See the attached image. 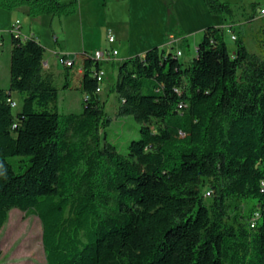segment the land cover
Wrapping results in <instances>:
<instances>
[{
	"label": "trees",
	"instance_id": "1",
	"mask_svg": "<svg viewBox=\"0 0 264 264\" xmlns=\"http://www.w3.org/2000/svg\"><path fill=\"white\" fill-rule=\"evenodd\" d=\"M205 2L232 30L238 9L259 19L258 52L233 30L230 53L224 28L208 25L188 63L159 46L115 62L117 114L141 124L127 153L102 132L112 122L98 90L103 60L80 53L83 108L64 111L55 75L43 69L46 47L36 34L10 33L0 229L12 208L38 215L47 264H264V15L255 2ZM79 4L0 0L35 18L73 14Z\"/></svg>",
	"mask_w": 264,
	"mask_h": 264
},
{
	"label": "rangeland",
	"instance_id": "2",
	"mask_svg": "<svg viewBox=\"0 0 264 264\" xmlns=\"http://www.w3.org/2000/svg\"><path fill=\"white\" fill-rule=\"evenodd\" d=\"M235 6L252 2L264 7V0H222ZM23 8L6 9L0 7V88H8L10 82L11 35L10 27L19 21L23 34L35 33L46 47L45 60H49L56 73L55 84L59 89V104L62 110L79 112L83 108L84 94L80 87H66L65 70L55 51L69 53L71 58L81 60L84 50L94 52L107 47L119 51L111 60H103L104 70L100 98L112 122L102 132H107L109 140L115 143L122 153L128 152V145L140 137L141 124L133 115H118L121 98L113 91L118 79L115 62L141 54L147 49L159 46L165 53H176L180 62L188 63L197 55V48L208 25L224 28L228 50L233 53L236 40L232 39L233 30H244L251 51L258 52L253 34L260 21H246L237 10L233 30L224 24L222 15L209 11L205 0H80L76 13L71 15L42 14L33 17ZM261 16V14H260ZM114 22V26H112ZM177 36L171 38L170 34ZM178 33H183L184 38ZM54 35L59 36L56 43ZM114 35L111 44L109 36ZM45 68V67H44ZM43 68V69H44ZM45 72L46 69H44ZM13 96L18 101L14 114L22 108V97L18 92ZM205 190L208 202L211 196ZM42 223L38 215L19 208H12L9 217L0 229V264H47L42 241Z\"/></svg>",
	"mask_w": 264,
	"mask_h": 264
},
{
	"label": "built area",
	"instance_id": "3",
	"mask_svg": "<svg viewBox=\"0 0 264 264\" xmlns=\"http://www.w3.org/2000/svg\"><path fill=\"white\" fill-rule=\"evenodd\" d=\"M260 13L262 15H264V7H261L260 9ZM10 33H15L17 35H22V36H27L25 34H23L21 32V25L19 23V21L15 22L14 24H12V26L10 27ZM174 36H172L173 38ZM232 39H236V34H232L231 35ZM109 41L111 42V44L115 41V36L114 35H110L109 36ZM178 55H180L182 53L181 50L177 51ZM118 54V50L116 48L112 47H107L104 49H97L94 52H91V55L93 56V58H96L98 60H111L112 58H114L116 55ZM59 59L61 60V62L65 65V66H74L75 64V59L71 58L69 56V54H58ZM84 55L80 54V58L83 62L84 59ZM103 75H104V71L101 70L98 74V79L99 80H103ZM98 90L100 91L101 89L98 88ZM9 101L12 103L13 106H17V101H15L14 99L9 98Z\"/></svg>",
	"mask_w": 264,
	"mask_h": 264
},
{
	"label": "crops",
	"instance_id": "4",
	"mask_svg": "<svg viewBox=\"0 0 264 264\" xmlns=\"http://www.w3.org/2000/svg\"><path fill=\"white\" fill-rule=\"evenodd\" d=\"M80 5V4H79ZM25 11L28 12V9L27 8H23ZM78 10V9H77ZM77 12V11H76ZM75 12V13H76ZM74 14V13H73ZM71 15V14H69ZM114 22H112L113 24ZM12 26V25H11ZM114 26V24L112 25ZM22 27V26H21ZM22 29V28H21ZM28 34H35V33H27L25 35H28ZM171 38L172 36H177L176 33H171L170 34ZM56 43H59V36L58 35H54L53 36ZM3 45V42H0V46ZM113 46V45H112ZM55 53L58 54L60 53L61 54V51H55ZM66 54H69V53H66ZM118 54H119V51H118ZM44 69H46L47 72H52L54 73V75H56L54 69H53V66L52 64L50 63V61L47 59L45 60V56H44ZM70 72L72 73V76H73V79H72V82H70L66 77L65 81L68 82V85L66 87L70 88L72 86H75V87H80L81 86V79H82V76H83V69H82V60H75V64L74 66L70 69Z\"/></svg>",
	"mask_w": 264,
	"mask_h": 264
}]
</instances>
